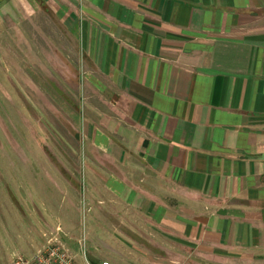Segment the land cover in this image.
<instances>
[{"label":"crops","instance_id":"1","mask_svg":"<svg viewBox=\"0 0 264 264\" xmlns=\"http://www.w3.org/2000/svg\"><path fill=\"white\" fill-rule=\"evenodd\" d=\"M44 11L79 56L78 187L124 264H264V0H0V32Z\"/></svg>","mask_w":264,"mask_h":264},{"label":"rangeland","instance_id":"2","mask_svg":"<svg viewBox=\"0 0 264 264\" xmlns=\"http://www.w3.org/2000/svg\"><path fill=\"white\" fill-rule=\"evenodd\" d=\"M43 14L0 32V264L30 259L57 227L78 264H86L83 238L92 264H124L78 187L84 157L74 112L82 77L68 58L77 64L79 56L68 31Z\"/></svg>","mask_w":264,"mask_h":264},{"label":"built area","instance_id":"3","mask_svg":"<svg viewBox=\"0 0 264 264\" xmlns=\"http://www.w3.org/2000/svg\"><path fill=\"white\" fill-rule=\"evenodd\" d=\"M56 230V235L48 238L30 259L20 257L14 261V264H78L70 251V247L58 237L59 233L63 231L60 227H57ZM84 241V238L79 240L80 248L83 249V257L86 264H92L86 258ZM97 264H110V262L101 260Z\"/></svg>","mask_w":264,"mask_h":264}]
</instances>
